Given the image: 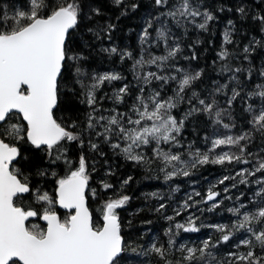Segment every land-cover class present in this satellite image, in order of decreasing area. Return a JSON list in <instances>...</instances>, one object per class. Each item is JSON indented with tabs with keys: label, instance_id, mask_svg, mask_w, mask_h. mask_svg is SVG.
I'll return each mask as SVG.
<instances>
[{
	"label": "snow or ice",
	"instance_id": "6c2138e0",
	"mask_svg": "<svg viewBox=\"0 0 264 264\" xmlns=\"http://www.w3.org/2000/svg\"><path fill=\"white\" fill-rule=\"evenodd\" d=\"M114 3L121 15L143 9L138 58L115 42L118 25L102 19L98 0H0V264H173L177 250L176 264H264V35L244 31L255 25L264 34V0ZM218 12L237 16L223 33L232 49L221 45L212 61L213 72L227 74L223 82L179 62L196 60L202 43L182 46V37L190 28L209 32ZM161 42L164 54L156 55L152 46ZM102 54L132 60V79L93 69L90 62ZM113 81L120 86L101 93ZM185 102L182 115L174 114ZM200 122L212 129L204 132V147H194L196 140L185 147L186 128L196 132ZM109 152L165 182L207 164L228 174L204 194H186L172 215L159 191L146 194L160 197L149 211L170 223L166 240L155 233L145 239L151 229L129 231L132 220L121 218L132 175L118 189L107 179L99 180L102 193L90 187L98 163L105 177L114 173ZM89 193L107 196L95 219ZM225 200L232 205L227 222L206 225L196 215ZM182 212L184 222L176 221ZM202 227L214 232L177 241Z\"/></svg>",
	"mask_w": 264,
	"mask_h": 264
},
{
	"label": "trees",
	"instance_id": "16d2710c",
	"mask_svg": "<svg viewBox=\"0 0 264 264\" xmlns=\"http://www.w3.org/2000/svg\"><path fill=\"white\" fill-rule=\"evenodd\" d=\"M98 2L104 7V16L102 19H112L113 22H116L118 25V28L114 33L115 42L121 47H130L134 53V56L138 58L140 51L139 34L143 26V21L141 18L143 16V9L132 10L129 8L126 15H121V6L116 5L114 0H98ZM133 2L147 4L148 0H122V3L126 5H130ZM218 2L232 5L235 3V0H218ZM217 15L219 16V19L212 22L209 32H203L201 30L190 28L189 35L182 37V46L185 43L194 41L197 38L201 39L202 43L195 45L196 49L198 50L196 60L188 61L181 57L179 62L185 67H190V69L203 67L205 68L206 77L210 76L213 80H219L220 82H223L224 76L227 74L213 72L212 61L216 59V53L220 50L221 45L228 47L230 50L232 49L231 44H225L223 40V33L225 28L229 27L227 24L228 19L237 20V16L229 12H218ZM116 17H119L118 21L116 20ZM237 26L239 27L240 24L238 23ZM249 30H251V34L256 35L257 38H261V36L264 35L261 34L258 29H256L255 25H251L250 28L249 26L245 25L244 31ZM153 36H155V32H153ZM244 43H247V38L242 36L240 39L241 47ZM145 47L147 48L148 46L145 45ZM152 51L156 55L164 54L163 43L161 42L160 48H156V46L153 45ZM237 51H239V49H237ZM190 52L191 49L185 48L184 56H188ZM253 55L256 56L254 63L259 66L261 63L260 55L258 53ZM90 63L91 67L99 72L111 71L115 69L116 71L123 72V74L129 80L132 79V60L126 59L125 62L121 63L118 57L113 56L111 58H107L106 54H102L101 56L96 57ZM219 63L220 61L217 60V64ZM152 70H155L154 66ZM259 82V80L254 78V83ZM119 86V81H113L112 85H107L106 82L101 88V93L107 92L109 95H111L113 88ZM174 87L175 85H173V88ZM110 103V101H106V104ZM187 107L188 105L186 102L182 103L173 110V113L182 115L183 110ZM205 131L211 135L212 129L210 127H205L203 122H200L196 126V132H193L192 126L187 127L185 130V147H187L188 140H196L197 143L194 145V147L203 148V135ZM219 131L223 132L224 129L221 127L219 128ZM108 154L111 155V165L115 169L114 173L105 177L104 172L98 163L97 172L92 173V179L89 181L90 187L95 188L98 193H102L104 190L99 185V180L107 179L108 182L112 183L115 188L118 189L119 181H121L126 175H132L133 181H131L129 185L125 186L124 188V191H126L127 194L132 197V199L127 203L126 206H124V209L121 210V218L125 221L129 219L132 220L133 228L128 229L129 231L143 228L151 229V231L145 235V239L155 233L162 240H166L167 237L164 235V229L167 228L170 223L169 221L164 220L159 213L149 211L150 207L156 205L157 200L160 199V197H152L149 195L146 198V194L159 191L164 199L169 200L167 215H172L173 213L171 209L176 207L177 201H182L185 199L186 194L192 193L193 190L204 194L206 193L207 188L214 184L220 176L228 174L224 171L223 166L219 164H207L198 167V169H194L190 177H175L173 180L165 182L163 180L162 174H160V178L157 179L153 173L146 172L144 169L139 167H132L131 162L125 161L123 156L113 155L110 152ZM185 158H187L186 155ZM153 167H155V165H153ZM225 183L228 182L226 181ZM176 184H179L180 187L179 189L173 191L172 189L176 187ZM218 187L222 188L223 185H218ZM240 187L244 186L241 185ZM107 194L108 196H111L113 194V190H107ZM106 198L107 196H98L96 198H92L89 193V206L93 211L94 219L99 215L103 200ZM194 198L199 199V197ZM226 206H232L231 202L225 200L224 205H221L220 208L212 210L211 212L205 210L202 216L199 212H197L196 215L200 216L201 220H204L206 225L211 223H225L232 215L226 211ZM137 209H140V211H137ZM188 211L191 212L193 209H188ZM186 215L187 213L182 212L179 216L175 217V220L184 222ZM141 218L151 219L152 223L149 225H142L140 223ZM213 232L214 230L209 227H202L199 233L181 232L180 236H178L176 239L179 243H185L188 242L189 237L193 239L196 237L204 239L206 238V234ZM178 246L179 244H177V248ZM169 259L173 261V264H176V262L181 259L180 252L178 250L175 251L174 254L169 257Z\"/></svg>",
	"mask_w": 264,
	"mask_h": 264
}]
</instances>
